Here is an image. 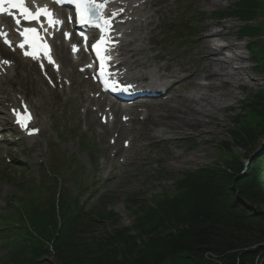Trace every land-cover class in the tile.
Instances as JSON below:
<instances>
[{
	"label": "rangeland",
	"instance_id": "374dc122",
	"mask_svg": "<svg viewBox=\"0 0 264 264\" xmlns=\"http://www.w3.org/2000/svg\"><path fill=\"white\" fill-rule=\"evenodd\" d=\"M212 1L214 0H161V5L152 9V11L158 9L162 11L154 17V23L147 30L154 38V42L149 45L152 50L147 53V57L159 59L153 63V68L169 66L170 72L176 71L181 78L189 77L194 73L200 74L206 70V63L199 59L201 48L198 45L199 38L204 34L201 26L205 22L208 24L231 23L234 25L233 34L236 44L249 46V39L239 41L242 37L243 22L232 18L219 21L215 16V13L229 9L238 0H218L221 2L219 5L210 7L209 4ZM251 24L255 25V20ZM258 36L256 44L260 54L258 58H252L247 49L242 51L247 59L245 65L250 70L240 89H236L239 99L233 102L231 109L224 113L223 124L211 125L217 132L215 136L207 137L204 143L198 140H185L184 148L200 149L202 156L198 161H188L184 164L170 160L171 153L177 151L174 143L164 144L145 136L147 131L154 129L153 126L158 119L162 120L163 126H168L170 123L164 117L149 116V119L144 122L134 123L133 132L120 135L117 126L114 130L103 128L97 114L93 111L85 114V90H89L88 86L91 83L82 78L79 79L78 73L74 78L77 84L74 86L75 91L69 94L67 91L62 92L60 88L54 91L41 78L36 67L31 68L24 63H19L15 88L7 86L9 92L6 98L8 102H11L12 97L14 99L16 95L24 97L25 102L31 105L30 108L35 112L39 125H43V133L32 140L20 136L22 140L17 147L1 146L0 171L7 172L16 182L12 184L0 178V215H12L13 208L17 209L20 202L27 199L26 197L33 198L38 194L39 185L46 193L43 200H52L55 189L61 188L62 194L66 192L71 195L74 192L76 195L78 185L84 184L83 191L88 192L83 197L87 210L100 214L109 212L110 216L114 217L113 220H107L103 224L104 219H100L95 224L96 233L106 231L104 234L110 235L113 230L136 227L143 214L149 212V207H154L155 200L160 196L173 193L175 186L185 174L204 172V170L212 172L216 170L214 167L217 164L232 166L234 163L232 156L238 157L245 165L250 164L260 153L264 135H259L261 129L257 128V138L253 140L254 142L252 139L248 142L247 136L246 140L244 139L248 144L246 145L244 140L242 141L239 135H236L234 126L237 122L247 119L246 108L250 100L254 95L264 91V27ZM7 56L12 58L10 55ZM13 59L16 60L15 57ZM256 61L260 62V66L258 70L253 71ZM186 67H188L187 70H185ZM191 88L190 85L184 84L180 91L187 93ZM172 104L174 103H169V105ZM163 105L161 108L165 110ZM94 107L96 106L92 105V108ZM158 107L160 106L154 105L150 109L155 110ZM103 111L104 109L100 114H103ZM163 113L165 111L161 114L164 115ZM168 115L173 113L169 112ZM253 129L256 130V128ZM116 134L120 136L116 137ZM113 138L119 141L117 149L123 147V141L130 140L129 138L135 139L133 143L135 147L130 152L131 159L127 160L125 166L120 164V161L125 159L123 153L114 158L115 148H112L110 144ZM249 145L257 149V152L247 153ZM83 148L91 150L92 159ZM53 164L56 168L52 167ZM237 165L240 164L237 163ZM53 171L61 175V182L54 174L55 177L51 176ZM45 176L52 179L50 186L47 185L48 183L45 185ZM262 188H264V181ZM27 192L30 195H27ZM88 197L90 200L86 201ZM261 213L264 215V208ZM136 233L131 232V235L135 236ZM161 234L165 236V232ZM11 235L13 232L0 237V260L10 253V247H5L4 240L8 237L14 239ZM251 249L254 250L256 247ZM248 250H242L240 253H248ZM44 259L47 264H54L52 253ZM219 259V263L223 264L221 257ZM167 264L197 263L191 260L174 259ZM255 264H260L259 259Z\"/></svg>",
	"mask_w": 264,
	"mask_h": 264
},
{
	"label": "trees",
	"instance_id": "16d2710c",
	"mask_svg": "<svg viewBox=\"0 0 264 264\" xmlns=\"http://www.w3.org/2000/svg\"><path fill=\"white\" fill-rule=\"evenodd\" d=\"M220 15L244 22L243 36L255 39L264 22H251L263 19L264 0H238ZM252 52L258 55L257 47ZM246 110L247 119L234 126L236 135L242 141L247 136L248 142L255 141L257 128L264 135V91L252 97ZM256 150L249 145L247 153ZM232 157V166L217 164L212 172L185 174L173 193L155 200L136 227L113 230L110 235L96 233L95 224L113 220L111 213L88 211L72 195L59 196L56 205L57 190L49 202L39 191L16 210L15 227L10 219L2 225V231L9 229L14 239L8 238L10 253L0 264H47L44 258L50 253L54 264H167L174 259L205 264L207 252L221 257L223 264H255L257 259L264 264V149L247 168ZM245 249L249 252L240 253Z\"/></svg>",
	"mask_w": 264,
	"mask_h": 264
},
{
	"label": "bare ground",
	"instance_id": "6f19581e",
	"mask_svg": "<svg viewBox=\"0 0 264 264\" xmlns=\"http://www.w3.org/2000/svg\"><path fill=\"white\" fill-rule=\"evenodd\" d=\"M116 3L112 7L123 8L125 14L120 17L118 21L114 36L119 41V46L112 52V61L121 62L120 76L123 81L133 84V80H140L147 75L138 72H131L132 67H147L149 60H147V53L151 51L149 44L154 42V38L147 32V28L153 24L154 16L159 15L161 9L151 11L152 8L160 5V0H115ZM221 2L214 0L210 2V7L219 5ZM7 22V20H5ZM9 22V21H8ZM214 28L216 30H214ZM204 34L199 38L198 45L201 51L199 59L206 63V70L200 74L194 73L186 78L185 83L192 88L190 92L181 93L178 82L179 77L176 71L169 72L168 75H161L160 78L175 79L170 93L174 94L172 97V105L165 102V110L158 107L154 110L153 117L168 120V126L162 125V120H156L154 129L147 131L145 136L150 139L159 140L160 143H174L175 150L171 153L170 160L175 163H186L188 161H198L202 156V151L199 149L184 148L186 139L198 140L201 143L209 136H215L211 125H219L224 123V113L230 110L232 103L239 99L236 89L246 80V75L250 68L245 65L246 57L243 50L246 45L236 44V39L233 34L234 25L229 22L220 24L203 23L201 26ZM14 28L10 26V36L13 35ZM64 46V45H62ZM13 53L16 48L10 49ZM15 51V52H14ZM62 52V75L64 78L74 77V63L71 58L64 56ZM21 54V52H17ZM2 54L0 55V95L5 98L9 89L7 86L15 88L14 84L18 78L16 73L12 77V72L15 67L12 63L5 65L2 63ZM146 59V60H145ZM24 60V59H23ZM29 62L28 60H24ZM64 63V64H63ZM170 67H158L155 71L150 72L151 75L158 74L161 71L167 72ZM186 67L185 70H187ZM8 72V75L5 74ZM12 77V78H11ZM257 81L255 79H251ZM194 86V88H193ZM93 89V86H90ZM73 89V88H72ZM14 100L11 104L9 102H0L2 109H0V118L4 117L5 107H8V114L13 116V112L17 110V96L12 97ZM87 101H91L87 97ZM16 105V107H15ZM126 113V116H132L133 112L130 109H117ZM164 115H162L161 113ZM172 112L173 115H168ZM144 114V113H143ZM7 115H5V118ZM145 118H149V113L144 114ZM9 118V117H8ZM126 125H119L121 131L128 129ZM42 132V129H40ZM124 134L127 132L123 131Z\"/></svg>",
	"mask_w": 264,
	"mask_h": 264
},
{
	"label": "snow or ice",
	"instance_id": "6c2138e0",
	"mask_svg": "<svg viewBox=\"0 0 264 264\" xmlns=\"http://www.w3.org/2000/svg\"><path fill=\"white\" fill-rule=\"evenodd\" d=\"M112 0H53V3L57 5L71 4L75 6V11L79 17V22L81 24H87L94 26L102 33L110 35L112 20L115 16L119 15L124 11L123 8L119 9L118 12L110 11L108 15L105 16L106 6L109 5ZM11 5L13 8L19 9L21 15L26 21H38L41 16L48 17L49 23L51 25H60L63 21L54 17L53 12L45 5L43 8H37L35 11H32L29 6L26 5V0H0V13L9 12V9L4 7L5 5ZM9 14H11L9 12ZM15 23L17 25L21 24L20 19H16ZM43 26V25H41ZM20 35L25 38V41L33 48L32 52H25V55H31L33 58L38 59L39 53H43L47 58L50 64H55L54 59L51 56V48L49 45L42 43V37H40L39 32L36 28L25 27L23 31L20 32ZM69 35V34H66ZM83 35V33H81ZM0 37L4 38V42L11 46L12 41L7 38V33L3 31V26H0ZM86 38V37H85ZM109 43L105 36L102 35L95 44L92 45L94 49L97 50V56L101 60L109 59V57L103 55L108 51L106 45ZM20 48H24V43L19 44ZM75 50V46H74ZM5 65L10 64L9 61L5 60L2 62ZM43 66V65H41ZM58 67V66H57ZM103 67V65H101ZM111 75V74H109ZM27 111V109H25ZM24 119L31 120V114L29 113ZM23 127H28L27 123L22 124ZM32 132H38V128H32Z\"/></svg>",
	"mask_w": 264,
	"mask_h": 264
},
{
	"label": "built area",
	"instance_id": "2783aa9c",
	"mask_svg": "<svg viewBox=\"0 0 264 264\" xmlns=\"http://www.w3.org/2000/svg\"><path fill=\"white\" fill-rule=\"evenodd\" d=\"M219 257L215 256L213 253L211 252H207L205 254V261L206 263L205 264H221L219 263Z\"/></svg>",
	"mask_w": 264,
	"mask_h": 264
},
{
	"label": "water",
	"instance_id": "95a60500",
	"mask_svg": "<svg viewBox=\"0 0 264 264\" xmlns=\"http://www.w3.org/2000/svg\"><path fill=\"white\" fill-rule=\"evenodd\" d=\"M264 146V143L262 144V147Z\"/></svg>",
	"mask_w": 264,
	"mask_h": 264
}]
</instances>
